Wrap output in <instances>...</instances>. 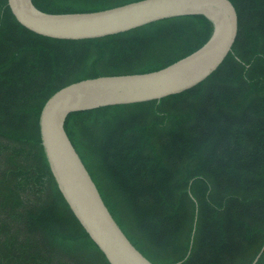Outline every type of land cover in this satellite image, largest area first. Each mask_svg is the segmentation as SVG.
Masks as SVG:
<instances>
[{
    "label": "trees",
    "instance_id": "trees-1",
    "mask_svg": "<svg viewBox=\"0 0 264 264\" xmlns=\"http://www.w3.org/2000/svg\"><path fill=\"white\" fill-rule=\"evenodd\" d=\"M142 0H33L49 14ZM232 52L181 94L71 114L65 130L113 218L153 264H253L264 246V0H230ZM204 16L58 40L0 0V264H110L52 175L46 102L73 83L162 70L204 46ZM256 264H264V252Z\"/></svg>",
    "mask_w": 264,
    "mask_h": 264
},
{
    "label": "water",
    "instance_id": "water-1",
    "mask_svg": "<svg viewBox=\"0 0 264 264\" xmlns=\"http://www.w3.org/2000/svg\"><path fill=\"white\" fill-rule=\"evenodd\" d=\"M20 25L58 40H88L126 33L172 18L204 16L213 32L191 55L159 71L83 80L62 88L42 109L43 150L72 213L110 264H153L127 238L107 208L65 130L68 117L104 107L158 101L188 91L215 73L232 52L239 17L230 0H142L91 13L49 14L33 0H8ZM264 252L257 256L256 264Z\"/></svg>",
    "mask_w": 264,
    "mask_h": 264
}]
</instances>
